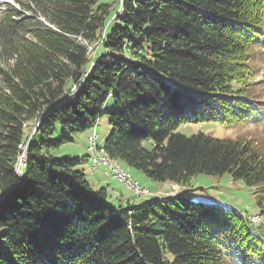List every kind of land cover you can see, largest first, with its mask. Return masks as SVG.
I'll return each instance as SVG.
<instances>
[{"label":"trees","instance_id":"trees-1","mask_svg":"<svg viewBox=\"0 0 264 264\" xmlns=\"http://www.w3.org/2000/svg\"><path fill=\"white\" fill-rule=\"evenodd\" d=\"M14 2L0 11V264H264V226L233 208L183 191L115 206L86 179L88 155L52 154L108 113L109 158L180 187L227 173L264 217L256 145L175 132L264 116L251 93L264 0Z\"/></svg>","mask_w":264,"mask_h":264},{"label":"rangeland","instance_id":"rangeland-1","mask_svg":"<svg viewBox=\"0 0 264 264\" xmlns=\"http://www.w3.org/2000/svg\"><path fill=\"white\" fill-rule=\"evenodd\" d=\"M4 3H11V0H0ZM115 0H99L100 3L112 4ZM16 7H18L16 5ZM115 7V6H114ZM112 8V11L114 10ZM114 12V11H113ZM1 16V14H0ZM112 20V19H111ZM110 20V21H111ZM110 23V22H109ZM114 23H111V26ZM253 85L251 86V93L255 99L264 102V44L259 45L255 51V60L253 61ZM111 100L105 104V112L111 111ZM260 108H264L260 107ZM264 111V109H263ZM95 130L97 134L96 145L100 148L104 146L107 136L112 131L108 113L102 114L96 124ZM175 132L185 136H190L197 133H204L217 139H249L252 144L256 145L260 153L264 155V116L257 120L242 122L234 126H226L216 122L203 123H188L180 125ZM61 134H68L62 128H57L54 136ZM92 134V127L86 128L81 132L72 135L73 140L60 146L58 149L52 151L56 157H80L88 155L87 147L88 137ZM143 147L150 151L153 144L150 140L143 142ZM81 168H83L86 179L95 188H105L107 194V201L115 206L126 207L128 203L140 204L145 200L152 199L148 194L136 197L134 192L129 189L125 183L119 182L112 176H106L101 181V185L94 184L93 173L89 169L90 161L88 158H83ZM116 162V161H115ZM121 167L128 171L133 180H138L139 184L144 185L145 188L153 190H165L162 188L163 183L152 181L148 179L143 172L131 168L124 163H120ZM93 168V167H92ZM20 171V168L18 172ZM101 167H97V172L100 173ZM95 173V175H96ZM102 179V177H101ZM173 190H177L178 186L174 185ZM143 190H145L143 188ZM183 192H187L190 199L197 202H204L208 204H215L228 208H233L235 211L249 217L255 216L256 221L251 222L254 228L264 226V217L260 214L261 209L257 205V195L255 189L248 187L242 180H232L229 174L225 173L221 176H210L205 174H198L190 179L188 187H182ZM146 192V190L144 191ZM147 193V192H146ZM154 198V197H153ZM264 208V207H263ZM264 210V209H262ZM251 221V220H250Z\"/></svg>","mask_w":264,"mask_h":264},{"label":"bare ground","instance_id":"bare-ground-1","mask_svg":"<svg viewBox=\"0 0 264 264\" xmlns=\"http://www.w3.org/2000/svg\"><path fill=\"white\" fill-rule=\"evenodd\" d=\"M12 4V3H10ZM91 137H93L94 142H91V144H89L88 147V152L90 154V159L92 162V167L94 169V166H98V165H103L105 166V168L107 169V167L112 168L113 170H115V172H117L119 175H121L123 177V181L126 184H131V176L128 172L124 171L120 165L115 162L114 160H112L111 158H109L107 156V154L104 153V150L99 149L96 145H95V140H96V135L95 132L93 131V134L91 135ZM136 186L138 187V189L143 190V188L137 183L135 182ZM136 195H145L144 191H142V193H135Z\"/></svg>","mask_w":264,"mask_h":264},{"label":"crops","instance_id":"crops-1","mask_svg":"<svg viewBox=\"0 0 264 264\" xmlns=\"http://www.w3.org/2000/svg\"><path fill=\"white\" fill-rule=\"evenodd\" d=\"M101 167V171H100V173H96V172H92L91 170V173H93L94 175H93V177H92V179H93V182H94V184H98V185H101V181L103 180V178L104 177H106L104 174H103V170H104V167L103 166H100ZM89 169H90V167H89ZM95 173H96V175H95ZM101 177H102V179H101ZM135 181H137L138 183H139V181L138 180H135ZM141 185V184H140ZM163 187L162 188H166L165 190H158V189H153V190H150V189H148V191H149V194H152L153 195V197H155V198H164V197H167L170 193V187L172 186V184L171 183H169V182H166V183H163ZM141 186H143V187H145L144 185H141ZM182 188V187H181ZM180 188V190H182ZM146 190V189H145ZM148 191L146 190V192H144L145 193V195L146 194H148ZM149 197H151L150 195H149ZM153 197H151V198H153ZM139 198V197H138Z\"/></svg>","mask_w":264,"mask_h":264},{"label":"built area","instance_id":"built-area-1","mask_svg":"<svg viewBox=\"0 0 264 264\" xmlns=\"http://www.w3.org/2000/svg\"><path fill=\"white\" fill-rule=\"evenodd\" d=\"M88 142H89V144H91V142H94L93 137L90 136L88 138ZM93 166H94V168L96 167L95 165H93ZM104 174H106V175H112L117 180L124 182L123 181V177L121 175H119L117 172H115V170H113L112 168L107 167V169H105V171H104ZM127 186L131 190H133L134 193H142V191H145V190L138 189V187L136 186L135 182L132 181V179H131V184H127Z\"/></svg>","mask_w":264,"mask_h":264},{"label":"water","instance_id":"water-1","mask_svg":"<svg viewBox=\"0 0 264 264\" xmlns=\"http://www.w3.org/2000/svg\"><path fill=\"white\" fill-rule=\"evenodd\" d=\"M18 174H20V171H19V173Z\"/></svg>","mask_w":264,"mask_h":264}]
</instances>
